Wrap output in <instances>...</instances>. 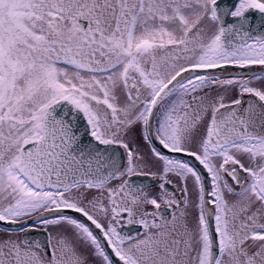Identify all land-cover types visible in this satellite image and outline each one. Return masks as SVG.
Listing matches in <instances>:
<instances>
[{
    "label": "snow or ice",
    "instance_id": "6c2138e0",
    "mask_svg": "<svg viewBox=\"0 0 264 264\" xmlns=\"http://www.w3.org/2000/svg\"><path fill=\"white\" fill-rule=\"evenodd\" d=\"M0 264H264V0H0Z\"/></svg>",
    "mask_w": 264,
    "mask_h": 264
}]
</instances>
